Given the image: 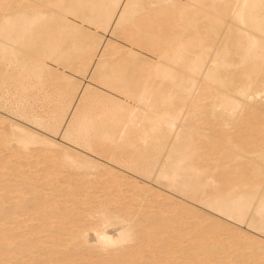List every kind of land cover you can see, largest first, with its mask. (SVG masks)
Listing matches in <instances>:
<instances>
[{
  "label": "bare ground",
  "instance_id": "obj_1",
  "mask_svg": "<svg viewBox=\"0 0 264 264\" xmlns=\"http://www.w3.org/2000/svg\"><path fill=\"white\" fill-rule=\"evenodd\" d=\"M89 29L119 33L114 35L123 38L125 49L119 43L109 45L97 37L100 32L95 35ZM71 68L86 73L90 83L79 89L77 79L66 74ZM48 83H60L58 89L53 86L59 105L50 114H38L35 111L40 108L34 111L32 103L30 108L23 106ZM32 90L36 96L29 94ZM15 95L19 99L9 102ZM0 105H7L8 115L18 120L31 115L24 122L54 135L59 132L74 148L62 149L51 138L27 129L29 125L0 117V128L5 125L2 133L7 136H0V147L4 151L5 145L10 146V153L8 148L5 152L10 158L14 152L17 160L11 158V162L18 163L9 168L5 155L0 159V227L11 216L10 227L0 228V264L13 258V264H264V241L238 233L244 226L264 240V0H0ZM94 126L101 133L98 139L88 135ZM104 141L111 149L98 151ZM117 142L124 144L115 146ZM33 146H41L36 155L43 160L41 165L52 164L58 157L60 168L74 171L89 165L96 171L102 164L71 151L82 149L93 156L106 152L107 161L140 176L154 172L156 181L197 203L208 217L182 207L175 210V218L165 214L157 219V211L147 213L143 208L136 218H143L144 225L141 221L133 225V208L120 212V206L113 211L117 202L128 203L130 198L114 201L109 192H104L97 212L90 208L88 212L91 205L87 203L78 204L79 197L68 200L75 207L66 208L61 205L67 203L66 196L62 203L56 192L69 195L85 183L72 184L67 190L62 186V190L56 171H45L42 178L36 170H23L19 161L28 158ZM150 156L159 160L149 161ZM34 165L29 168L35 169ZM134 186L127 188L133 192ZM15 190L33 192V210L39 212L33 214L46 222L30 227L29 217L27 224L12 218L31 201L25 200L26 194L14 195L13 209L3 207ZM135 190L136 194L144 191ZM83 191L85 195L77 192L78 196L88 197V203L94 200ZM84 197L79 200L83 202ZM40 213L55 217L53 222L57 216L63 221L51 225ZM211 214L233 222V229L208 219ZM95 218L97 223L86 225ZM147 219L153 223L147 226ZM187 219H193L191 227ZM32 227L40 234L35 235ZM88 229L98 246H89ZM171 238L178 247L186 238L189 246H172L167 242ZM226 240L230 243L223 244ZM126 242H132V248L123 247ZM154 243L164 244L163 250L155 249L159 257L156 251L152 254ZM7 249L10 256L2 254ZM142 252L151 254L143 253L147 258Z\"/></svg>",
  "mask_w": 264,
  "mask_h": 264
},
{
  "label": "rangeland",
  "instance_id": "obj_2",
  "mask_svg": "<svg viewBox=\"0 0 264 264\" xmlns=\"http://www.w3.org/2000/svg\"><path fill=\"white\" fill-rule=\"evenodd\" d=\"M89 30H92V29H89ZM93 31V33H95V31H97V30H92ZM100 32V33H99ZM113 32H115V31H113ZM100 35H99V34ZM103 33V35H101ZM112 33V32H111ZM111 33L110 32H108V31H105V32H103V31H100L99 29H98V32H96L95 33V35H97V37H99V39H101L102 41H105L106 43L108 42L109 43V45H111L110 44V42L112 43V45L113 46H116L118 43V45L117 46H119V47H122V45H123V43H125L126 44V42L125 41H122L123 40V38L121 37H117L116 35L118 34V36H119V33H117V32H115L116 33V35H114L115 33H113L112 35H111ZM102 36V37H101ZM104 39H106V40H104ZM123 42V43H122ZM114 43V44H113ZM122 43V44H121ZM106 45V44H105ZM108 45V44H107ZM121 45V46H120ZM116 46V47H117ZM123 48V47H122ZM123 49H125V48H123ZM122 49V50H123ZM116 56H118V54H116ZM116 56H113V60H115L114 58L116 57ZM142 58V57H141ZM144 59H145V56L143 57ZM110 59H112V57H110ZM147 59V58H146ZM66 71V74H68V75H70L71 76V78H73V80H75V78L77 79V80H75V83H77V86L79 87V89H81L82 87H84V84H86L87 85V83H90L89 81H88V79L89 78H87V75H86V73L84 74V73H77L76 71H75V69L73 70V68H71V70H69V69H67V70H65ZM73 71V72H72ZM58 73V72H57ZM77 74V75H76ZM80 74H83V75H80ZM61 75V74H60ZM75 75V76H74ZM87 79V80H86ZM88 81V82H87ZM81 83V84H80ZM60 83H55L54 85H57V86H54L53 84H51L50 85V83H48V86H47V84L44 86V87H42V88H40L39 87V89L40 90H43L41 93H39V94H42V95H37L36 96V94H35V92L36 91H39V89L37 88V90L35 91V90H32V92L30 91V93L29 94H31V95H34L35 94V98L36 99H31V101L32 102H30V100H27L26 102H24V103H22V104H24L23 106H25V107H27V105H28V107L30 108L31 107V105H32V109H37L38 107L40 108H38L39 110H36L35 111V109H34V111L35 112H37L38 114H42V115H46V114H50V112L53 110V108H54V106H55V104H58V100H57V98H59L58 97V95L56 96V93L54 92V91H56V90H54V88L55 89H58L59 88V85ZM53 86H54V88H53ZM82 86V87H81ZM94 88H97V89H99V90H101L100 88H98V87H96L95 85H92ZM16 89H19V88H16ZM48 92H47V91ZM35 91V92H34ZM34 92V93H33ZM40 92V91H39ZM44 92H46V93H44ZM50 92V93H49ZM47 94H51V95H47ZM53 94H54V96H53ZM47 95V96H46ZM17 96V97H16ZM43 96V97H42ZM57 98H56V97ZM40 97V98H39ZM40 100H39V99ZM53 98V99H52ZM56 98V99H55ZM14 99V100H13ZM19 99V97H18V95H15V97L13 96L12 97V100H10L9 102H13V101H15V100H18ZM48 99V100H47ZM36 100V101H35ZM43 100V101H42ZM51 100H53L52 102H51ZM29 101V102H28ZM56 101H57V103H56ZM35 102V103H34ZM40 102H43L44 103V105H43V103H40ZM32 103V104H31ZM38 103H40V104H38ZM46 103V104H45ZM53 103H54V105H53ZM27 104V105H26ZM31 104V105H30ZM33 104H35V105H33ZM7 105H9V103L7 104ZM7 105H5L4 107L3 106H1V108H0V117H1V119L2 118H5V117H8L9 115H8V113L9 112H7L8 111V109H7ZM30 105V106H29ZM40 105V106H39ZM59 105V104H58ZM43 106V107H42ZM49 106V107H48ZM56 107V106H55ZM4 108V109H3ZM44 108V109H43ZM31 110V109H30ZM50 111V112H49ZM30 113H32V112H30ZM34 113V112H33ZM29 115V114H28ZM5 116V117H4ZM29 116H31V115H29ZM29 116H25L23 119L22 118H20L19 120L17 119V118H15V117H12V116H9V117H12V119H10V121H12V122H18V123H20V124H22V125H25V126H27V125H29V126H27L28 128L27 129H29L30 128V130H32V131H35L36 133H38L39 135H41V136H43V137H46L47 136V138L48 139H50L51 138V140L52 141H54L55 143H57L58 145H60V147H62V149H73L74 150V148H72V146L70 145V144H68V143H66V142H64L61 138H60V136H59V132L58 133H56V135H54V133H52V132H50L49 131V129H47V128H45V129H43V128H39V129H37V127H35L34 128V126H32V125H30V124H28V122H24V121H26L25 119H27V118H30ZM94 117V116H93ZM92 117V118H93ZM14 118V119H13ZM95 118V117H94ZM18 121H17V120ZM16 120V121H15ZM4 125V124H3ZM5 126V125H4ZM4 126H2V129L0 130L1 132V134H0V136H2L3 135V133H4V129H6ZM33 127V128H32ZM4 128V129H3ZM37 129V130H36ZM92 129H94V130H92V133H94V134H92L91 133V128H90V131H88V135H90L91 137L92 136H94V138L92 137V139H95L96 137H95V135L97 136V138L96 139H98L99 137H100V135H101V133H100V131L97 129V126H96V128H95V126L92 128ZM46 130V131H45ZM48 130V131H47ZM43 131V132H42ZM99 131V132H98ZM3 132V133H2ZM42 132V133H41ZM50 132V133H49ZM98 134V135H97ZM50 136V137H49ZM99 136V137H98ZM3 137H5V135H3ZM5 138H7V136L5 137ZM61 139V140H60ZM105 142V143H104ZM104 142H102L99 146V148H98V151L100 150V151H103V150H106V149H111V147H112V145H109L110 143H108V141L106 142V141H104ZM107 143V144H106ZM117 143H119L118 145H117ZM116 144H115V146H121V145H123L124 143L123 142H117ZM64 144V145H63ZM105 145V146H104ZM104 146V147H103ZM107 146V147H106ZM111 146V147H110ZM35 146H33V148H30V150H29V152L31 151V153H27V155H26V157H28V158H24L25 159V161H24V159H23V161L21 160V161H19V163H20V165L22 166V169L23 170H25L26 169V171L28 170V171H35V172H37L36 174L38 175V177H39V175L41 174L42 176H43V173L45 174L46 172L45 171H50V172H55L56 174H57V176H61L60 177V180L59 179H57V183L58 184H60V187H61V189H62V186L65 188V186H66V190L68 189V186L70 187L72 184H84L83 186H84V188L86 189V191L88 192L86 195L88 196L89 195V197H92V195L94 196L93 197V199L94 200H91V202L90 203H88L87 201H85V198H86V196L84 197V196H82V195H85V191H83V190H85L83 187H81V186H79L80 188L79 189H82V190H80L81 191V193H82V195H80V196H78L79 194H81L80 192H78L79 191V189H77L76 188V190H78V191H76V192H74V193H76V195L74 196V193H72V191L71 192H69L70 194L69 195H67L68 193L67 192H65L64 193V191L63 192H56L57 194V196L61 199V198H64V197H62V196H66L64 199L65 200H67L66 202H64V199H61V200H63L62 201V203H66V204H61V203H59V201H58V203L59 204H61V205H63V206H68V208H69V206H70V208L69 209H71V207H73L72 206V204H70L69 202H68V200H73V198H75L74 200H76L78 197V199L76 200L77 201V203L78 202H81V203H85V205H86V203H87V205H91V206H89V207H87L88 209V212L90 211V212H92V211H94V212H97L98 210H99V208H101V204L99 203L100 201H101V198H103L104 197V195L107 193V194H109V193H111V195H114L115 196V199H114V201H116V200H119L120 198H122V199H125V200H127V199H132L133 197V202L135 203H133V202H130V199H129V202L128 203H126L125 201H119V202H117V203H119V204H121V205H119L118 204V206H114L115 208H113L114 210L113 211H118V209L117 208H119L120 206V212H121V210H123L124 209V207L125 208H130V209H132L131 211H133V213H135L136 215H135V217L132 219L133 221V223L135 222V223H137L136 225H138L139 223H140V221L141 222H143V223H141V224H143L144 225V221H142L143 220V218H140L141 220H139V219H137L136 218V216H139V217H141V214H142V209L143 208H146V210L145 209H143V210H145L144 212H147V209L149 210L147 213H150L151 211H154V212H151V213H154L155 214V211H157V213H159V214H157L156 213V217H157V219L158 218H164L162 215H164L165 216V214H166V216H167V218L169 217H172L174 214H175V212H177L178 210H180L182 207V209H185V210H188V211H191V210H195L194 211V213H199V215H204L203 217H208V214H207V212H206V210L205 211H203V210H201L202 208L201 207H199V205L197 204V203H195V202H193L191 199H189V198H187V197H185V196H183V195H181V194H178V193H176V192H173L172 190H170V189H168V188H166L164 185H162L163 184V182H159V181H156L155 180V175H154V172H152L151 174H149L148 176H140L139 174H136V173H134V172H132V171H129V170H127L126 168H124V167H122V166H118V165H115L113 162H111V161H107V159H105L107 156H108V154L106 153V152H103V154L102 155H94L93 156V154L91 155V154H87L86 152H84L82 149H76V152L74 151H71L72 153H75L74 155H81V156H84V155H86V157H88L87 159H90V160H92V161H94V162H96V163H100V164H102V168L101 169H97L96 171L91 167V165H89L88 167H85V168H76V170L74 171V169H72V168H65V169H63L64 167H61L60 168V165H58V157H57V159L56 158H53V160L51 161L52 162V164L50 163V162H47V163H43L42 165H41V163H42V159L40 160V159H38V158H36V155L38 154V150H39V148L41 147H35V148H37V149H35L34 148ZM110 147V148H109ZM3 146H2V148L0 147V151H2L1 153H0V159L4 156V157H6V158H4L3 157V159H5V160H7V163L9 164L8 166H9V168H12V166L14 167V165H18V163L16 162V161H14L15 159L17 160V157H13V153L14 152H11V158L12 159H14L12 162H11V158L9 157V156H7V155H9V154H7V152L8 153H10L9 152V149H10V146H6L5 145V149L7 150V148H8V151L7 152H5L6 150L4 149V151H3ZM101 148V149H100ZM34 150V151H33ZM35 152H37V153H35ZM108 152H111V150H109ZM125 153L127 152V150H125L124 151ZM131 152V151H130ZM77 153V154H76ZM86 153V154H85ZM125 153H122L121 154V157H126V154ZM132 153V152H131ZM35 154V155H34ZM32 155H34V156H32ZM102 156V157H101ZM119 156H120V154H119ZM25 157V156H24ZM80 157V156H79ZM9 158H10V160H9ZM30 158V159H29ZM92 158V159H91ZM155 158V159H154ZM36 159H37V162H34V161H36ZM105 159V160H104ZM29 160H31V162H32V165H31V162L29 161ZM40 160V161H39ZM55 160V161H54ZM148 160L149 161H151V160H153L152 162H155V161H158L159 160V156L157 157H152V156H150L149 158H148ZM9 161V162H8ZM29 164H28V163ZM56 162V163H55ZM6 163V164H7ZM2 164V163H1ZM5 164V165H6ZM12 164V166L10 167V165ZM23 164L25 165V167L23 166ZM33 164H35V165H38V169L36 168L37 166H35L34 165V167H35V169H30L29 167H32L33 166ZM51 164V165H50ZM49 165V166H48ZM39 166H40V168L42 167V169H39ZM47 166V167H46ZM27 167V168H26ZM44 167V168H43ZM49 167V168H48ZM21 169V170H22ZM62 171H61V170ZM88 169V170H87ZM126 169V170H125ZM39 170H41V171H39ZM52 170V171H51ZM60 170V171H59ZM68 170V171H67ZM70 170V171H69ZM106 170H109V171H106ZM106 171V172H105ZM94 172V173H93ZM108 172H109V175H105V176H103L102 174H108ZM127 172V173H126ZM61 173V174H60ZM98 173V174H97ZM30 175V174H29ZM28 175V177L27 178H29L30 176ZM33 175H35V174H33ZM40 175V177H42ZM80 175V176H79ZM63 176V177H62ZM105 177L106 179H104L103 177ZM109 176V177H108ZM153 176V177H152ZM44 177V176H43ZM42 177V178H43ZM58 177V178H59ZM118 177V178H117ZM31 178V177H30ZM102 178V179H101ZM107 178L108 179H110L111 178V180L112 179H114V181L116 180V182L115 183H111V184H109V183H107L106 182V180H107ZM147 179V180H146ZM151 180V182H150V180ZM153 179V180H152ZM100 180H102L101 182H100ZM155 180V181H154ZM62 181V182H61ZM63 181H65V182H63ZM71 181V182H70ZM75 181V182H74ZM100 183H99V182ZM106 183H105V182ZM130 181V182H129ZM26 182L28 183L29 182V179H27L26 180ZM88 182V183H87ZM124 182H126V183H124ZM62 183V184H61ZM90 184V185H89ZM108 184V185H107ZM131 185V186H134V190H135V188H141V189H143L144 191H140V192H137V194H136V190L134 191L133 190V192L132 191H130V190H132L131 188L129 189V188H127V185ZM11 185H12V183H11ZM57 185V184H56ZM118 185V186H117ZM139 185V186H138ZM144 185V186H143ZM88 186V187H87ZM108 186V187H107ZM110 186V187H109ZM112 186V187H111ZM144 187V188H143ZM75 188V187H74ZM106 188V191H104V189ZM108 188V189H107ZM125 188H127L128 190H126L125 191ZM150 190H149V189ZM116 189H118V190H116ZM63 190V189H62ZM75 190V189H74ZM121 190V191H120ZM146 190H148L147 192H146ZM153 190V191H152ZM101 191V192H100ZM118 194H120V195H118L117 196V193ZM172 191V192H171ZM23 192V193H22ZM21 193H19L17 190H15L12 194H11V196L10 197H8V200H6V199H4V200H6V202H8V204L6 203V202H4V203H6L5 205L6 206H4L3 205V207H5V208H7L8 206H10L9 208H7V209H13V207H12V205L14 204V201L16 200V198H14V195H15V197H16V195H17V197H18V195L19 196H22V195H24V194H26L25 196H24V198H26L25 200H28V201H30L29 203V205H28V203H27V205H25V207L23 206L22 207V209H20V213H18V214H16V215H13L12 216V218L15 220V221H24L26 224H27V219H28V217L31 219H29L30 221H28V222H30L29 224H27L28 226H33L32 225V223L34 224V226H36V225H40V223H41V220H44L45 221V218H41V217H46L47 216V218H46V220H48V221H50V223H51V225H53V224H55L56 225V222H58L59 220H61L60 219V217H56L57 218V220L56 221H51V220H54V218L55 217H51L52 219H50V217L48 218V215L47 214H45V215H43L42 213H40L41 215V220H39L38 218H39V216L38 215H34L33 214V212L34 213H39L38 211L36 212V211H34L33 210V208H35V203H34V201L32 200V198H33V192L31 191V192H25V191H22ZM79 194H78V193ZM84 192V193H83ZM104 192H105V194H104ZM109 192V193H108ZM112 192H115L116 193V195H115V193L113 194ZM121 192V193H120ZM135 192V193H134ZM143 194H142V193ZM144 192H146V193H144ZM156 192V193H155ZM27 193H29V194H27ZM61 193V194H60ZM89 193H91V194H89ZM157 195V197H159V198H157L156 197V195ZM22 194V195H21ZM59 194L61 195V196H59ZM64 194V195H63ZM130 194V195H129ZM147 194H149V196L147 195ZM153 194V195H152ZM32 195V196H31ZM73 195V196H72ZM123 195V196H122ZM141 195V196H140ZM67 196H68V199H66L67 198ZM71 196H72V198H71ZM97 196V197H96ZM102 196V197H101ZM124 196H126V197H124ZM129 196V197H128ZM139 196V197H138ZM148 196V197H147ZM153 196H155V198H157L156 200L153 198ZM162 196H164V198L166 197L167 199H164V200H162L161 198H163ZM13 197V198H12ZM57 197V198H58ZM82 197H84V201L82 202V201H80V200H82ZM144 197V198H143ZM56 198V199H57ZM57 199V200H60V199ZM118 198V199H117ZM11 199V200H10ZM80 199V200H79ZM87 199H89L88 197L86 198V200ZM135 199V200H134ZM148 199H149V201H148ZM158 199H161L162 201H160V200H158ZM14 200V201H13ZM73 200V201H74ZM79 200V201H78ZM96 200V201H95ZM97 200H99V201H97ZM104 200V199H103ZM102 200V201H103ZM131 200V201H132ZM158 200V202H157V204L155 203L156 201ZM168 200H171V201H168ZM141 201V202H140ZM152 201V202H151ZM12 202V203H11ZM61 202V201H60ZM96 202V203H95ZM143 202V203H142ZM163 202V203H162ZM168 202V203H167ZM34 203V204H33ZM116 203V202H115ZM116 203V204H117ZM139 203L141 204V206H138L139 205ZM178 203V204H177ZM69 204V205H68ZM78 204H80V203H78ZM94 204V206H92ZM97 204H99L98 206H97ZM123 204H124V206H123ZM128 204H130V205H128ZM132 204H134L133 206H132ZM169 204V205H168ZM80 205H82V204H80ZM86 205V206H87ZM145 205V206H144ZM146 205H147V207H146ZM174 205V206H173ZM179 205H181V206H179ZM29 206V207H28ZM58 206V205H57ZM60 206V205H59ZM58 206V207H59ZM86 206H84L85 208H86ZM128 206H130V207H128ZM198 206V207H197ZM75 207V206H74ZM83 207V208H84ZM92 207V208H91ZM139 207L141 208V211H140V209H139ZM160 207H161V209H160ZM176 207H177V209H176ZM63 208V207H62ZM67 208V207H66ZM89 208H90V210H89ZM94 208V209H93ZM123 208V209H122ZM175 208V209H174ZM188 208V209H187ZM26 209V210H25ZM31 209V210H30ZM138 209H139V211H138ZM151 209V210H150ZM160 211H159V210ZM201 211H200V210ZM23 212H22V211ZM86 210V209H85ZM165 210V211H164ZM168 210V211H167ZM175 210H177V211H175ZM198 210V211H197ZM192 211V212H193ZM94 212H92V213H94ZM140 212V213H139ZM162 212V213H161ZM203 212V213H202ZM27 213V215L25 216V214ZM85 213V212H84ZM29 214H33V216H31V215H29ZM138 214V215H137ZM171 214V215H170ZM157 215H159V217L157 216ZM212 215V214H211ZM32 218H31V217ZM36 216H38V218L36 217ZM213 217H211L210 215H209V218L208 219H210V220H215V222H217V223H224V225H226L227 224V227H229V229H233V226L235 225L233 222H231V221H229V220H227V219H225V218H222V217H220V216H218V215H216V214H213L212 215ZM24 217H26V218H24ZM34 217V218H33ZM155 217V218H156ZM11 218V216L10 217H8V221H6V225H3V228L2 227H0V228H2V229H5V230H7L8 228L7 227H10L9 225L10 224H8L9 222H10V219ZM18 218H20V219H18ZM154 218V221L156 220ZM166 218V217H165ZM174 218H175V215H174ZM215 218H217V219H215ZM219 218V219H218ZM10 219V220H9ZM26 221H25V220ZM32 219H35V220H33L32 221ZM37 219V220H36ZM13 220V221H14ZM97 220H98V218H95L94 219V221H93V219H89V221H87L86 222V225L88 224L89 225V222H93V223H97ZM188 220H190V222L188 221ZM227 220V221H226ZM44 221H42V222H44ZM63 221V220H62ZM62 221H59V222H62ZM149 221V222H148ZM224 221V222H223ZM230 223H229V222ZM46 222V221H45ZM44 222V223H45ZM53 222V223H52ZM84 222V221H83ZM150 222L151 223H153V220L152 221H150V220H145V224L148 226V224H150ZM185 222H188L187 223V225L188 226H192L191 224H192V222H194L193 221V219H187V220H185ZM85 223V222H84ZM84 223H82V224H84ZM135 223L133 224V225H135ZM226 223V224H225ZM231 223H233L234 225H232ZM46 224H49V222L48 223H46ZM81 224V225H82ZM228 224H230L229 226H228ZM8 225V226H7ZM85 225V224H84ZM7 228H5V227ZM50 226V225H49ZM238 226V228L240 229L241 228V226L239 227V225H237ZM237 226H235V227H237ZM116 227H118L117 225L116 226H113L112 228L111 227H109L108 229H107V231H113L114 230V228H116ZM231 227V228H230ZM234 227V228H235ZM149 228V227H148ZM238 228H236L238 231H240ZM32 229H33V231L35 232V235H38V234H40V233H38V232H36V229H34V227H32ZM87 229V228H86ZM98 229V228H97ZM164 229L165 228H160V230H162V231H164ZM244 229V226H242V228H241V230L242 231H240V232H238L239 234L241 233V234H245V235H252L254 238L256 237V239L258 238L259 240H262V241H264L263 240V238H259L257 235H254V233L252 234L251 232V234H249V231L246 229V227H245V231L243 230ZM28 231L30 230L29 228L27 229ZM90 229H88V232H86L85 233V239H87L88 238V242H89V246H98V243L97 242H95V236H94V233H92L93 231L92 230H90ZM148 230V229H147ZM147 230H145V231H147ZM109 231V232H110ZM90 232H91V235H90ZM244 232V233H243ZM36 233H38V234H36ZM44 233V232H43ZM178 233V232H177ZM236 233H237V231H236ZM247 233V234H246ZM42 234V233H41ZM88 234H89V236H88ZM44 236H45V234H43ZM40 236V235H39ZM43 236V237H44ZM42 237V236H41ZM40 237V238H41ZM150 237V236H149ZM39 238V237H38ZM221 239H222V237H220ZM219 238V239H220ZM94 240V241H93ZM92 241H93V244H92ZM171 241H173V242H171ZM183 241L184 242H186V243H182V244H180L181 245V247L182 248H184V247H188L189 246V243H190V240H186V238H184L183 239ZM227 241V242H226ZM223 244H225V243H227V244H229L230 243V240H226ZM229 241V242H228ZM167 242H169V243H172L171 245L173 246V244L174 245H176L177 247H178V245H177V243H176V241H175V239H173V238H171V239H168L167 240ZM126 245H122L123 247H127L128 249H130V248H132V246H133V243L132 242H126L125 243ZM154 244H156V243H154ZM150 245V247H151V251H152V254H154V252L156 251L155 249H158V250H163L164 249V244H159V246H158V243L156 244V247L154 248V246L155 245ZM180 245H179V247H180ZM182 245H184V246H182ZM186 245V246H185ZM175 246V247H176ZM130 247V248H129ZM157 247H160V248H157ZM176 247V248H177ZM178 247V248H179ZM162 248V249H161ZM7 250H8V252H7ZM7 250H5L6 252H3L2 254L4 255V254H8V256H10V254H11V252L9 251V249H7ZM156 251L155 252V254L156 255H158L157 254V252H159V251ZM32 252H34V253H37V250H34V251H32ZM42 251H40V253H41ZM112 252V251H111ZM239 252H243V251H239ZM42 253H45L46 254V252H42ZM110 253V252H109ZM144 252H142V256H146V255H144V254H147V256L149 257V255L151 254H149V253H144ZM243 253H245V251L243 252ZM27 255H29L28 253H27ZM32 256H33V253L31 254ZM156 255H152V256H155L156 257ZM58 257H59V255H57ZM106 255H104V256H102V257H105ZM146 256V257H147ZM159 256H161V255H158L157 257H159ZM45 257V256H44ZM102 257H100L101 258V260L102 259H104V258H102ZM147 257V258H148ZM42 258V257H41ZM77 258V257H76ZM95 258V261H97L96 260V258L97 257H94ZM100 258H97L98 260L100 259ZM17 259V256H16V258H15V260ZM13 260H14V258H13ZM13 260H9V262L10 263H7V264H13V262H11V261H13ZM17 260H19V259H17ZM178 261L179 260H181L180 258L179 259H177ZM20 261V260H19ZM23 261H24V259H23ZM91 261H93V258H91ZM89 262V263H93V262ZM15 262V261H14ZM20 262H22V260L20 261ZM30 262V261H29ZM25 264L26 263H28V262H24ZM29 264V263H28ZM30 264H37V263H32V262H30Z\"/></svg>",
  "mask_w": 264,
  "mask_h": 264
}]
</instances>
